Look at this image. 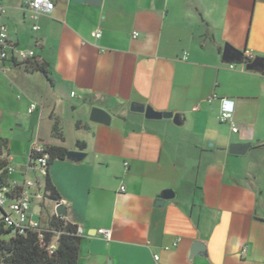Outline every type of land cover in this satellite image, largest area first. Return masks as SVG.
Listing matches in <instances>:
<instances>
[{"label": "crops", "instance_id": "1", "mask_svg": "<svg viewBox=\"0 0 264 264\" xmlns=\"http://www.w3.org/2000/svg\"><path fill=\"white\" fill-rule=\"evenodd\" d=\"M25 1L0 0V20L51 80L21 63L0 73V139L17 180L34 176L35 142L85 154L48 167L64 218L82 231L77 264H264V71L222 59L225 45L264 59V0H51L38 31ZM221 99L233 102L238 133L218 121ZM92 108L110 120L92 122ZM233 144L246 152L231 155ZM47 213L53 201L31 219L43 225Z\"/></svg>", "mask_w": 264, "mask_h": 264}, {"label": "built area", "instance_id": "2", "mask_svg": "<svg viewBox=\"0 0 264 264\" xmlns=\"http://www.w3.org/2000/svg\"><path fill=\"white\" fill-rule=\"evenodd\" d=\"M54 9V4L51 0H26L24 3V10L28 14L29 19L34 22L32 27L33 31H38L37 20L41 15L50 14ZM4 9L0 6V17L3 15ZM137 34H133L136 37ZM91 37L99 39L101 37V30L96 29L91 33ZM242 65L252 62L254 57L250 51L243 52ZM33 52H26L15 49L8 39V31L6 26L0 20V73L7 74L11 70V66L15 63H22L27 60L33 59ZM185 60V57H183ZM235 64H229V69L233 70ZM217 97L211 96L206 102L210 103ZM220 111L218 121L223 124H230L231 132L238 133L237 127L232 123L234 104L228 99L220 100ZM37 109L35 103H31L27 109V113L31 114ZM197 110V106L193 108ZM1 159L5 161V174L6 179L3 184H0V224L5 229L10 230V235L23 234L28 229H40L41 224L38 221L32 220L31 215L35 210L39 211L44 206L48 199L45 197V180L48 177V167L50 156L47 147L40 143L35 142L30 149V163L28 169L34 174L33 177L23 176L21 180L13 178L15 167L12 164V157L8 149L2 151ZM126 166V164H125ZM120 191L123 192L124 188L121 187ZM61 201L54 202L55 207ZM104 239L110 238V232L107 230H100ZM77 236L80 237L82 231L79 227L76 230ZM54 246L50 247L53 250ZM154 261H158V257H154Z\"/></svg>", "mask_w": 264, "mask_h": 264}, {"label": "trees", "instance_id": "3", "mask_svg": "<svg viewBox=\"0 0 264 264\" xmlns=\"http://www.w3.org/2000/svg\"><path fill=\"white\" fill-rule=\"evenodd\" d=\"M28 72H39L51 80L46 64L30 59L20 64ZM52 136L63 141L60 125L57 120L52 127ZM47 147L50 156L49 164L54 160H64L68 151L62 147ZM79 150L85 149V144L77 142ZM6 149V142L0 139V184L6 179V163L1 159L2 151ZM46 199L57 202L59 196L49 178L45 180ZM77 227L69 223L64 217L47 213L40 229H28L23 234L10 235V230L0 224V264H77L80 237L76 234ZM54 246L53 250L50 247Z\"/></svg>", "mask_w": 264, "mask_h": 264}, {"label": "water", "instance_id": "4", "mask_svg": "<svg viewBox=\"0 0 264 264\" xmlns=\"http://www.w3.org/2000/svg\"><path fill=\"white\" fill-rule=\"evenodd\" d=\"M74 3L82 4L85 3L90 6H98L101 0H71ZM243 52L235 50L229 45H225L223 48L222 59L226 63H237L241 64L243 60ZM247 71L262 72L264 71V59L256 57L252 62L245 65ZM130 111L133 113L142 114L147 120H162V119H173L175 124H179V117L173 115L172 113H160L155 112L150 107L143 105L132 104L130 106ZM90 120L95 123H107L110 120V116L104 110L99 108H92L90 111ZM246 152V148L233 144L229 147V153L231 155H243ZM68 160L72 161H82L85 158V154L78 152H68L66 155ZM173 197L172 191H165L162 197L156 201V205H164L167 200ZM55 215L59 217H64L66 215L65 207L61 204L55 207Z\"/></svg>", "mask_w": 264, "mask_h": 264}, {"label": "rangeland", "instance_id": "5", "mask_svg": "<svg viewBox=\"0 0 264 264\" xmlns=\"http://www.w3.org/2000/svg\"><path fill=\"white\" fill-rule=\"evenodd\" d=\"M238 66L239 67H241V65L240 64H238ZM16 96L18 97V96H20L19 94H16ZM36 105H38V104H36ZM39 108H40V106H39ZM67 130H66V134L68 135V137H69V129L68 128H66ZM17 131V130H16ZM18 132V131H17ZM70 132H73V130L71 129L70 130ZM48 205H50L49 203H48ZM45 217V216H44Z\"/></svg>", "mask_w": 264, "mask_h": 264}]
</instances>
